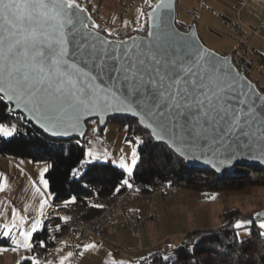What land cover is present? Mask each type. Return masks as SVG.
<instances>
[{
	"label": "snow or ice",
	"instance_id": "snow-or-ice-1",
	"mask_svg": "<svg viewBox=\"0 0 264 264\" xmlns=\"http://www.w3.org/2000/svg\"><path fill=\"white\" fill-rule=\"evenodd\" d=\"M150 7V12L140 13L147 18L142 29L146 37L123 40L109 38L111 32L103 35L107 30L84 15L78 0H0V104L17 120L30 113L45 132L65 136L77 131L85 117L131 114L150 129L151 138L168 142L177 164L203 160L216 171L241 159L264 164V90L253 88L227 57L203 47L191 32H177L168 0H156ZM16 131L14 124L0 123L4 137ZM124 142L131 148L130 158H121L118 167L130 177L140 160L138 146L145 141L133 131ZM85 155L99 161L91 151ZM47 170L40 173L45 190ZM78 171L73 169L74 174ZM123 187L131 190L134 184L121 179L113 194ZM47 203L39 201L41 217ZM15 217L13 212L11 225H0V236L14 247L0 251L30 252L44 222L35 218L25 229L24 218L17 223ZM249 223L238 219L231 225L234 242L243 244V237L250 235ZM257 227L264 238V220ZM37 246L46 248L47 241ZM21 259L40 264L34 256Z\"/></svg>",
	"mask_w": 264,
	"mask_h": 264
},
{
	"label": "trees",
	"instance_id": "trees-1",
	"mask_svg": "<svg viewBox=\"0 0 264 264\" xmlns=\"http://www.w3.org/2000/svg\"><path fill=\"white\" fill-rule=\"evenodd\" d=\"M89 1V0H86ZM80 5L88 6L84 0H78ZM97 12L100 10L96 7ZM149 10H140L137 16L142 20L138 28L130 31V35H146L143 27L146 24V16ZM176 26L182 31H188L191 25L176 20ZM264 90L263 86L258 87ZM115 122L124 131V136H141L145 143L138 146L140 160L131 176L132 182L141 191L159 183H171L178 189L190 190L197 193L205 192H240L258 187L264 188V169L257 166H238L232 172H224L217 175L214 172L190 167L185 162L175 163L177 155L166 145L155 142L149 133L143 130L138 122L130 117L114 116L107 121ZM0 123L6 127L15 125L17 131L9 138L0 136V157L27 158L33 162H46L48 170L45 179L48 181V191L52 196L51 204L54 210H63L59 206L61 202L75 198V202H83L94 196L98 204L112 197L115 186L121 179L127 178V174L113 165L99 161L86 162L85 169L77 174L73 169H78L85 162V148L83 140L55 139L46 136L28 123L23 117L16 119V114H9L5 105L0 104ZM88 128L95 126L102 133L105 125L99 126L98 120L87 121ZM126 126H131L125 131ZM122 191V190H121ZM120 193V192H119ZM116 195V194H115ZM102 207H92L91 215L98 214ZM224 222L216 229L194 230L185 236V241L172 248H163L152 252L135 264H264V238L258 235L260 229L258 222L250 220L251 214H244L239 209H233L223 214ZM62 215L43 218V228L34 234L33 249L44 253L50 252L53 241L48 235V229L64 227L65 221ZM238 219L251 221L250 235L243 239V244L233 241L236 231L231 225ZM40 240L47 241L46 248L38 247ZM13 244L8 239L0 236V248H12ZM51 255V254H50ZM169 256L165 261L163 257ZM17 264V263H16ZM19 264H28L24 259Z\"/></svg>",
	"mask_w": 264,
	"mask_h": 264
},
{
	"label": "rangeland",
	"instance_id": "rangeland-1",
	"mask_svg": "<svg viewBox=\"0 0 264 264\" xmlns=\"http://www.w3.org/2000/svg\"><path fill=\"white\" fill-rule=\"evenodd\" d=\"M130 1L135 2L136 0ZM84 3H89L95 7L96 14L93 15V18L98 23L101 19L113 20L121 12L119 0H84ZM96 7L100 8L98 12ZM140 7V2L133 6L130 13L132 18L137 16ZM175 10L176 20L186 25L194 24L201 41L211 50L229 55L235 51L244 50L249 43L251 47L263 53L264 0H176ZM217 15L235 16L238 20L250 26V28L244 29L248 33V42L239 44L233 38L219 37L217 34L226 33L227 29L223 27L224 22ZM204 25L210 30H204ZM254 30L258 32L259 37H255ZM232 37L235 38L233 35ZM258 85L264 87V82ZM93 129H96V127L90 126L88 128L89 133L92 134V142L99 141L101 149L107 152L106 155L101 157L103 160L116 161L115 164H112L118 167L121 158H130L131 148L124 142V131L119 128L118 124L109 121L105 124L101 134H99V131L93 132ZM0 136L4 137L2 134ZM90 147L85 148V153L91 151ZM85 158H88V156L85 155ZM45 168L48 169L46 162H33L30 159L20 157H0V186H2V190H0V225H11L13 212H15L17 223L20 222L21 218H24V227L27 229L33 219L40 218L43 220L53 210L52 196L48 188L45 190L43 185L40 184V173ZM187 192L195 193L202 200H208L204 202V205L208 204L211 208L210 218L212 223L219 226L224 222L223 214L227 210L222 211L220 204L210 199V197L222 195L221 192L197 193L181 189L182 194L186 195ZM223 194L226 196L225 193ZM42 198L48 201L43 209L45 213L43 217L40 216L39 204ZM191 207H194V205H191ZM227 207L229 210L239 209L245 215L263 209L264 188L253 187L247 189L246 193L228 197ZM194 212L197 211L194 210ZM189 216L192 217L190 213ZM243 220L249 221L247 219ZM249 225L250 223L246 227L250 232ZM247 237L244 236L243 239ZM184 241L183 239L182 242ZM28 255L36 257L41 262L44 260L39 252L31 253L30 251ZM47 255L49 257V253Z\"/></svg>",
	"mask_w": 264,
	"mask_h": 264
},
{
	"label": "built area",
	"instance_id": "built-area-1",
	"mask_svg": "<svg viewBox=\"0 0 264 264\" xmlns=\"http://www.w3.org/2000/svg\"><path fill=\"white\" fill-rule=\"evenodd\" d=\"M139 2L141 3V7L138 12H140V10H150V6L153 7L156 4V0H147V3H145V0H136L135 2L130 0H119V6L121 7L120 15L113 20L101 19L99 23L97 22L100 29L107 30L103 35L107 36L108 32H111L112 36L109 38L121 39L129 36L128 34H130V31L134 28H138L139 25L142 24V20L138 19V16L132 18L130 13L133 6ZM86 7L92 16L96 14L94 6L88 4ZM217 16L223 20V27L227 29L226 33L217 34L219 37L233 38L234 41H237L239 44L248 42V33H246L244 29L250 28V26L238 20L235 16ZM203 27L204 30H210L205 25ZM253 32L255 37H259L256 30ZM231 34L235 36V38L232 37ZM230 58L231 64L235 70L254 82L257 87H259L258 84L264 82V45L263 53H260L248 43L244 50H238L230 54ZM91 138L92 134L87 130L82 139L86 147L91 145ZM100 159L102 160V158L99 157V160ZM90 161H92L91 157L86 158L85 162L78 168V172L83 171L86 162ZM104 161L106 162L108 160L106 159ZM127 178L132 182L131 176H127ZM178 191L179 189L176 186L168 182L150 186L146 191H141L136 184H134V188L131 190L127 187H123L120 193L105 200L102 209L95 215H91L92 207L99 202L94 196L83 202H61L59 206L63 207L68 219L65 221L62 229H48V235H50L53 241V246L50 250L66 245L70 252L73 253L71 264H79L80 247L82 243L86 240L94 239L98 244H104L106 241V231L108 229L123 230L130 227L134 232V238L139 241V228L144 224L148 215L144 212L133 211L129 206L139 198H144L147 201L151 200L155 194H160L165 201H168L171 200ZM56 214L57 210H52L46 215V218L55 216ZM151 216H156L154 211H152ZM77 245L80 247L77 248Z\"/></svg>",
	"mask_w": 264,
	"mask_h": 264
},
{
	"label": "crops",
	"instance_id": "crops-1",
	"mask_svg": "<svg viewBox=\"0 0 264 264\" xmlns=\"http://www.w3.org/2000/svg\"><path fill=\"white\" fill-rule=\"evenodd\" d=\"M90 146L91 152L95 156L101 158L107 154L104 149H101L99 141L92 142ZM246 191L221 192L222 195L215 196V199L212 200L220 204L222 211H229L227 209L228 197H234V195L243 194ZM205 201L208 200L198 198L195 193L187 192L186 195L182 194L181 189L169 201H165L160 194H155L148 201L144 198H139L129 206L133 211L144 212L148 215L144 224L139 228V241L134 238V232L130 227L123 230L108 229L104 244L100 245L94 239L86 240L82 243L79 264H135L152 252L182 244L185 236L194 230L216 229L220 225L216 226V223L211 222V208L208 204L204 205ZM191 205H194V207H191ZM194 210L197 212H194ZM152 211L155 212V217L151 216ZM189 213L192 217L189 216ZM57 214L66 217L64 210H57ZM17 239L20 238L17 236ZM85 244H94L96 247L84 249L83 245ZM169 245L172 247H169ZM34 252L39 251L33 249L31 253ZM69 252L70 250L66 245L59 246L48 252L51 258L47 257V254L45 256L44 253L39 252L44 259L43 262L39 260L40 264H48V262L59 264L60 260L67 257ZM28 253L24 249L16 252L11 250L0 251V264H16L22 257L29 256ZM71 258L72 256L68 257L64 264H71Z\"/></svg>",
	"mask_w": 264,
	"mask_h": 264
},
{
	"label": "water",
	"instance_id": "water-1",
	"mask_svg": "<svg viewBox=\"0 0 264 264\" xmlns=\"http://www.w3.org/2000/svg\"><path fill=\"white\" fill-rule=\"evenodd\" d=\"M168 2L170 3L171 5V9H170V12H171V18H172V23H173V27L175 28V30L181 34L183 33H188V32H191L193 34V36L202 44L203 47H205L206 49H208L209 51H212L214 53H217L219 54L222 58L223 57H227L229 59V64H231V58H230V54L229 55H223V54H220L214 50H211L209 49L200 39L199 37V34H198V31L196 29V26L193 24L190 26L189 30L188 31H182L180 29H178V27L176 26V10H175V5H176V0H168ZM155 6V5H154ZM153 6V7H154ZM81 7H83L85 9V13L84 15L85 16H90L92 21H94L96 24V20L93 18V16L91 15V13L89 12V10L87 9L86 6L84 5H81ZM151 9L148 11L150 12ZM147 12V13H148ZM95 31V30H94ZM147 35V34H146ZM146 35H130V36H127V37H124V38H121L123 40H129L130 38H136V39H141V38H145ZM232 65V64H231ZM233 66V65H232ZM234 68V67H233ZM235 69V68H234ZM243 77H245L243 74H241ZM246 82L248 84H251V86L257 90H259V88L256 86V84L252 81H250L248 78H246ZM20 110H18L19 112ZM23 116L27 117V119H25L28 123H31L36 129H38L39 131H41L43 134H45L46 136L48 137H51V138H55V139H73V138H78L80 140H82L88 130V126H87V121L89 120H93V119H96L98 120V124L99 126H103L107 123L108 119L110 117H114V116H125V117H130V118H133L135 119L137 122H138V117H134L132 116L131 114H101V115H93V116H90V117H85L81 124H80V127L77 131H69V135H52L51 132H45L44 131V128L41 126V122L39 120H37L32 114L30 113H24ZM102 121V122H101ZM143 130L147 131L148 133H150V129H146L143 125H139ZM155 142L157 143H161V144H164L166 145L170 150H172L170 147H169V144L167 141H156L154 138H152ZM173 151V150H172ZM174 152V151H173ZM175 153V152H174ZM177 155V153H175ZM185 164L187 166H190V167H195V168H201V169H205V170H208V171H211V172H214L216 173L217 175H222L224 172H232L236 167L238 166H250V165H253V166H257V167H260L262 169H264V164H261L259 162H256V161H251V160H248V159H241V160H238V161H235L233 163V165L231 166H224V167H221L220 171H216L215 168H213V166L211 164H208V163H205L203 160H199V161H186ZM259 214V215H257ZM250 220L253 221V222H260L261 220H264V208L261 209V210H258L254 213L251 214V217H250Z\"/></svg>",
	"mask_w": 264,
	"mask_h": 264
}]
</instances>
